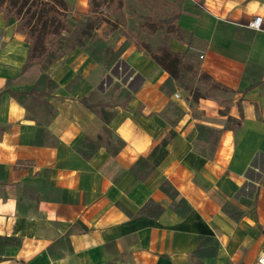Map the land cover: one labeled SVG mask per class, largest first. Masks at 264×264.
<instances>
[{"label": "crops", "instance_id": "0c3cea01", "mask_svg": "<svg viewBox=\"0 0 264 264\" xmlns=\"http://www.w3.org/2000/svg\"><path fill=\"white\" fill-rule=\"evenodd\" d=\"M64 1L70 21L87 16L89 0ZM255 17L259 30L248 27ZM132 19L95 34L116 50ZM14 25L0 15V237L14 240L0 264H254L264 252V0H184L166 39L187 52L169 95V75L134 43L120 60L142 85L127 98L98 89L107 72L79 47L22 72L28 45ZM42 73L55 86L18 101ZM170 133L141 181L132 168L153 165ZM149 202L157 216L131 217Z\"/></svg>", "mask_w": 264, "mask_h": 264}, {"label": "trees", "instance_id": "16d2710c", "mask_svg": "<svg viewBox=\"0 0 264 264\" xmlns=\"http://www.w3.org/2000/svg\"><path fill=\"white\" fill-rule=\"evenodd\" d=\"M156 1L163 2L164 6L170 10L168 16L164 18L151 14L138 16L140 21L134 29L135 32L131 29L122 32L126 40L116 50L106 46L104 40L98 38L95 34V31L103 24L110 23L114 25V23L101 16L97 9L99 6L107 5L114 14H117L116 19H120L118 25L126 27L125 16L123 18L121 13L123 0H89L87 16H85L86 18L80 24L77 32L71 37L68 36L70 29L67 23V17L71 9L64 0H0V15L3 16L4 22H8L10 19L15 22L14 32L22 35L24 42L28 45L27 57L22 66V72L33 65H39L42 69H46L57 59L79 47L83 48L92 60L102 64L107 72L98 89L103 91L104 85L106 87L110 85L112 89H122L121 93L127 98L136 93L142 85V79L120 60L122 53L131 43H134L137 49L148 52L154 63L169 75V78L161 88L164 93L169 95L173 91V80H177L179 77V69L187 52L175 53L167 47L152 51L148 43L144 41L146 37L154 38L158 29L161 30L163 35H176L175 28L184 0H174L172 4L162 0ZM126 14L130 18L136 17V12L131 10ZM87 40L91 44L85 47L84 42ZM63 47L65 51L62 52ZM60 52L61 55H59ZM114 79L117 81L113 82ZM43 81H49L44 73H42L30 92L16 95L18 101L23 97L34 96L37 93H40L41 96L47 94L41 93L45 87ZM48 83L50 87L55 86L50 81ZM84 104L88 108H94L85 102ZM100 114L104 122H106L107 120L101 111ZM171 137L172 134L170 133L168 139H164L155 147L153 155L156 156V161L153 165L147 164L143 159H139L136 162L131 171L138 176V179L144 181L152 173L154 166L166 155L165 147ZM135 169L143 171V175H137ZM165 185H162L161 188L168 192ZM161 211L159 204L149 202L131 217L154 218ZM13 242L12 238L0 237V248L2 249Z\"/></svg>", "mask_w": 264, "mask_h": 264}, {"label": "rangeland", "instance_id": "374dc122", "mask_svg": "<svg viewBox=\"0 0 264 264\" xmlns=\"http://www.w3.org/2000/svg\"><path fill=\"white\" fill-rule=\"evenodd\" d=\"M130 10L133 12H136V17L133 18L132 20H129L130 24L128 25V26H130L131 30H133V32H135L134 29L136 28V25L140 21V18H138V16L151 14V15H155V16H159L161 18H164V17L168 16V14L170 12V10L168 8H166V6H164L163 2H158L156 0H123V6L121 9V13H122L123 18L126 15V13L129 12ZM97 11L105 19L114 22V25L108 23L105 28H113V27H115V24H118L120 22L119 18L116 19L117 14H114L112 9H110L107 5L99 6ZM70 15L71 14L69 13L68 17H67V23H69L71 25V28L69 31L70 34L68 35L69 37H71L74 33L77 32L80 24L86 18L83 16H82L83 18H81V16H79L83 20L73 18V21H70V19H69ZM167 38H168V35H163L161 30L158 29L157 35L154 38H147L146 37L145 38L146 40L144 42L146 43L147 40L150 41V43H149L150 45L148 44L150 50H151L152 46L154 47L155 50L164 49V48H166V39ZM63 51H65L64 47L62 48V52ZM59 55H61V52L59 53ZM191 83H190V81H186V83H185L186 85L184 84V87L186 89H190ZM43 84L46 85V81L45 82L43 81Z\"/></svg>", "mask_w": 264, "mask_h": 264}, {"label": "built area", "instance_id": "2783aa9c", "mask_svg": "<svg viewBox=\"0 0 264 264\" xmlns=\"http://www.w3.org/2000/svg\"><path fill=\"white\" fill-rule=\"evenodd\" d=\"M260 25H261V18L260 17H255L252 21H251V23L249 24V28L250 29H252V30H259L260 29ZM200 58H202V57H200ZM114 81H117L116 79H114ZM104 87V89H106L107 87H106V85H104L103 86ZM109 87V86H108ZM174 98H179V96H178V94H174ZM254 264H264V252H261L258 256H257V258H256V260H255V262H254Z\"/></svg>", "mask_w": 264, "mask_h": 264}]
</instances>
